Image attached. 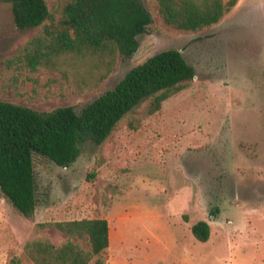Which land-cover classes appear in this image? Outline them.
Instances as JSON below:
<instances>
[{
	"label": "rangeland",
	"instance_id": "1",
	"mask_svg": "<svg viewBox=\"0 0 264 264\" xmlns=\"http://www.w3.org/2000/svg\"><path fill=\"white\" fill-rule=\"evenodd\" d=\"M144 2L153 25L138 37V51L119 57L98 85L79 90L70 75L22 67L17 58L41 28L18 29L11 4L0 0L2 102L81 111L170 49L196 69L187 88L140 129L128 123L146 103L124 119L104 163L92 141L69 168L36 156L33 220L0 190V264H33L24 254L31 240H67L54 227L38 230L39 223L94 218L109 223L107 264H264V0H240L222 22L198 32L168 27L156 0ZM200 221L211 230L205 243L192 233Z\"/></svg>",
	"mask_w": 264,
	"mask_h": 264
},
{
	"label": "trees",
	"instance_id": "2",
	"mask_svg": "<svg viewBox=\"0 0 264 264\" xmlns=\"http://www.w3.org/2000/svg\"><path fill=\"white\" fill-rule=\"evenodd\" d=\"M11 4L18 29L41 31L17 61L32 72L40 69L71 76L77 89H90L104 80L119 57L130 59L139 49L138 37L153 25L144 0H3ZM240 0H156L168 27L198 32L222 22ZM196 69L180 50L162 51L132 68L114 89L81 111L59 107L36 111L0 101V190L26 219L36 216L35 157L69 168L81 147L92 141L100 147L104 163L115 145L118 126L142 103V115L128 123L138 130L162 104L187 88ZM95 173L89 175L94 178ZM54 227L67 237L60 244L48 238L29 241L25 256L33 264H107L110 227L107 219H81L39 223L38 230ZM194 237L205 243L210 226L193 225ZM18 263V261H17Z\"/></svg>",
	"mask_w": 264,
	"mask_h": 264
},
{
	"label": "crops",
	"instance_id": "3",
	"mask_svg": "<svg viewBox=\"0 0 264 264\" xmlns=\"http://www.w3.org/2000/svg\"><path fill=\"white\" fill-rule=\"evenodd\" d=\"M229 1V0H228ZM225 2H227V0H225Z\"/></svg>",
	"mask_w": 264,
	"mask_h": 264
}]
</instances>
